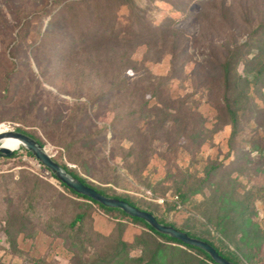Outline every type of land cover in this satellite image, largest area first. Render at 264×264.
Masks as SVG:
<instances>
[{
  "label": "trees",
  "instance_id": "trees-1",
  "mask_svg": "<svg viewBox=\"0 0 264 264\" xmlns=\"http://www.w3.org/2000/svg\"><path fill=\"white\" fill-rule=\"evenodd\" d=\"M93 1L79 0V4L89 7V2ZM115 1H119V8L131 9L130 19L125 24L108 22L103 30H93L83 25L77 35L79 39L70 40L72 45L63 50L61 59L56 61L52 58L47 65L40 59L43 45H37L32 56L42 73V79L32 70L30 54L22 57L23 61L20 59L19 50L26 45L30 34L29 25H22L24 17H18L14 19L13 25H8L0 15V40L3 42L0 120L11 119L27 127L41 129L48 141L62 149L70 163L101 185L112 184L118 187L129 177L150 188L155 184L154 189L163 191L162 183H155L146 175L149 165L158 156L155 144L160 141L168 145L164 156H178L181 150L189 152L191 147L188 142L195 140L193 152L196 155L209 136L204 124H201V131L197 135L191 130L192 119L189 113H198L189 101L179 100L175 105L167 96L168 85L192 62V57L188 55L190 39L177 29L178 20H168L153 28L147 19L150 12L139 10L136 1ZM51 11H46L50 13L45 15V18H49L46 26L48 29L54 19ZM228 12V9L223 8L220 13ZM17 40L21 42L15 44ZM210 45H214V39H211ZM227 46L226 43L222 47L228 56L223 57V61L221 57L224 52L214 56L216 60L211 62L214 68H210L214 76L203 80L200 87L203 86L208 96L213 97L219 86L220 94L213 104L219 116L220 128L230 126L232 130L228 144L229 155L222 161L211 163L206 171L207 179L194 181L200 185L191 193H182L193 188L190 177L166 159L168 176L165 182L180 193L181 201L191 203L194 213L184 221L181 228L156 218L161 224L209 243L232 263L264 264V227L259 220L260 210L264 213V159L254 162L251 152L252 148L264 152V140H255L262 134L258 130L255 135H250L251 138H243L242 127L244 97L252 87L251 65L260 55L252 57L246 68V79L243 80L244 75L237 70L241 62L238 50L232 51ZM140 48H145V53L141 61H136L134 56ZM166 55H172L173 59L170 75L164 79L153 76L146 62L158 63ZM180 59L184 60L181 64ZM19 62H23L26 71L18 66ZM58 62L60 64L56 66ZM199 67L192 72L196 81L207 65ZM129 73L136 77L129 78ZM44 82L54 87L57 94L47 89ZM60 95L68 96L69 99H63ZM18 132L45 145L36 132L20 128ZM26 153L34 157L30 152ZM58 164L98 193L151 213L139 208L114 189L95 187L78 170L70 169L67 164ZM51 175L67 193L46 184L58 197L68 200V196H73L95 204L104 211L120 212L134 221L144 223L154 235L164 240L156 244L148 257L143 255L137 259L130 257L126 251L128 245L121 241L120 251L113 255L108 264H204L200 256L206 260L205 264H217L203 250L163 235L144 220L132 218L120 209L107 208L91 198L79 195L55 175ZM37 179L38 176L31 173L21 185L33 198L37 197L44 183H39ZM11 184H17V181L7 183V190H10ZM2 186L4 183L0 184V192ZM197 196H201L200 201L194 199ZM11 202H14L13 197ZM262 204L263 209H260L259 205ZM86 214L85 211L77 212L68 229L73 231L77 228L85 220ZM168 242L183 246L186 250L171 248L173 253L169 254Z\"/></svg>",
  "mask_w": 264,
  "mask_h": 264
},
{
  "label": "rangeland",
  "instance_id": "rangeland-1",
  "mask_svg": "<svg viewBox=\"0 0 264 264\" xmlns=\"http://www.w3.org/2000/svg\"><path fill=\"white\" fill-rule=\"evenodd\" d=\"M133 1H136L139 10L150 12L147 19L151 27H159L168 20H178L177 29L188 35L190 39L188 55L192 57V62L168 85L167 96L175 105L179 100L189 101L198 113V115L189 113L192 119L191 130L197 135L201 131V124H204L209 133L207 142L196 155L193 152L196 146L195 140L188 142V146L191 147L189 152L181 150L178 156L173 154L164 156L168 145L160 141L155 144L158 156L149 165L146 175L155 183H162L163 191L154 189L155 184L150 188L129 177L118 187L112 184L101 185L96 179L82 174L75 164L70 163L62 149L48 141L41 129L27 127L11 119H3L0 120V130L9 129V132H18L20 128L36 132L45 144L43 147L57 163L67 164L70 169L78 170L95 187L114 189L133 201L139 208L153 213L164 223L175 224L181 228L184 221L194 212L191 203L186 204L181 201L180 193L165 182L168 176L166 163L170 160L172 166L181 169L190 177L189 181L193 188L182 193H191L200 185L199 182L194 181L207 179L206 171L211 163L222 161L229 155L228 144L232 130L230 126L220 128L219 116L213 104L220 94L219 86L213 97L208 96V91L203 86L200 87L203 80L214 76L210 72V68H214L211 62L224 52L226 43L230 46V50H238L241 62L237 70L239 74L244 75L243 80L246 79V68L252 57L260 55L251 65L252 87L244 97L242 127L243 138H251V134L255 135L259 131L262 134L255 140H264V0ZM79 3V0H0V15L8 25H13L14 19L18 17H24L22 25H29L28 42L19 50L20 59L30 54L32 70L41 79V71L32 56L37 45L42 43L40 59L44 61V65H47L52 58L56 61L61 59L63 50L72 45L71 39L73 41L79 39L77 35L83 25L93 30H103L108 22L125 24L131 16V9L119 8V1L117 3L115 0H94L92 3L89 2L91 4L89 7H82ZM223 8L228 9L229 12L221 14ZM51 9L54 19H57H53L48 29L46 26L49 18H45V15L50 13L46 11ZM211 39H214L213 46L210 45ZM21 40H17L15 44H19ZM2 47L3 42L0 40V63ZM11 47L7 50V54ZM144 53L145 48H140L134 60L141 61ZM227 56L224 52L221 61ZM183 61L180 59L179 64ZM172 62V55H166L158 63L146 62V66L153 76L164 79L172 71ZM59 64L56 63V66ZM204 64L207 65L204 73L197 81L194 80L192 72ZM18 66L26 71L23 62H19ZM42 71H45L44 66ZM0 77H2L1 72ZM128 77L133 79L136 75L129 73ZM44 85L56 93L54 87L46 82ZM60 96L69 99L68 96ZM252 151L254 162L264 159L262 150L252 148ZM31 173L38 176L39 183L44 182L36 198L21 187L26 176ZM51 173L24 150L19 151L14 159L0 158V184L4 183L0 192V264H102L103 259L108 264L112 261L113 255L120 251L121 241L128 245L126 251L133 259L143 255L148 257L149 253L154 251L156 244L164 241L154 235L144 223L134 221L120 212L104 211L95 204L73 196H68V200L58 197L46 184H51L64 194L67 193ZM14 180L17 184H11L10 190H7L6 184ZM176 196L179 197L177 200L179 203L174 200ZM12 197L14 202H11ZM194 199L200 201L201 196ZM259 208L263 209V204L259 205ZM80 211L87 213L85 220L73 231L68 229L71 219ZM262 211L260 210L259 220L264 227ZM166 244L170 248L169 254L173 253L171 248L186 250L183 246L171 242ZM200 261L206 263L203 256H200Z\"/></svg>",
  "mask_w": 264,
  "mask_h": 264
},
{
  "label": "water",
  "instance_id": "water-1",
  "mask_svg": "<svg viewBox=\"0 0 264 264\" xmlns=\"http://www.w3.org/2000/svg\"><path fill=\"white\" fill-rule=\"evenodd\" d=\"M5 140H12L16 142V148L8 149L4 147L2 142ZM23 149L30 152L36 160L50 170L59 181L65 184L69 189L75 191L77 194L91 198L107 208L120 209L132 218L142 219L157 232L177 239L185 245L203 250L210 255L217 264H235L223 258L209 243L200 239L192 238L187 233L177 230L172 226L161 224L153 214L142 211L125 201L106 197L98 193L96 190L86 186L80 180L69 174L56 161H54L53 157L48 154L46 149L38 143L37 140L29 135L15 131L0 134V158L11 159L16 153Z\"/></svg>",
  "mask_w": 264,
  "mask_h": 264
},
{
  "label": "bare ground",
  "instance_id": "bare-ground-1",
  "mask_svg": "<svg viewBox=\"0 0 264 264\" xmlns=\"http://www.w3.org/2000/svg\"><path fill=\"white\" fill-rule=\"evenodd\" d=\"M3 146L8 148V149H15L16 148V142L12 140H5L2 142Z\"/></svg>",
  "mask_w": 264,
  "mask_h": 264
},
{
  "label": "built area",
  "instance_id": "built-area-1",
  "mask_svg": "<svg viewBox=\"0 0 264 264\" xmlns=\"http://www.w3.org/2000/svg\"><path fill=\"white\" fill-rule=\"evenodd\" d=\"M12 132H14V131H12ZM2 133H9V129H1L0 130V134H2ZM177 203H179L177 200H179V197L178 196H176L175 197V199H174ZM181 208V206L179 205V209Z\"/></svg>",
  "mask_w": 264,
  "mask_h": 264
}]
</instances>
